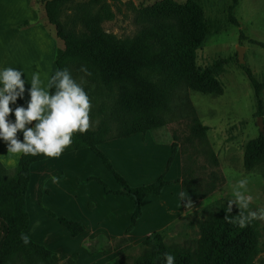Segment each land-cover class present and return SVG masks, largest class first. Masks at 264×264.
<instances>
[{"label": "rangeland", "instance_id": "1", "mask_svg": "<svg viewBox=\"0 0 264 264\" xmlns=\"http://www.w3.org/2000/svg\"><path fill=\"white\" fill-rule=\"evenodd\" d=\"M18 1L0 0V8H13ZM76 1L73 0L63 6L60 21L67 24V27L74 25L75 31L80 35L85 31L83 23L74 16L71 9ZM107 2L111 4L114 16L111 20L104 21L101 28L105 34L120 40L134 37L140 24H148L155 16L169 15L174 22L187 24L184 22L187 9L196 8L206 31L202 44L194 50L195 63L206 67L214 61H221L222 68L217 80L222 92L202 93L188 87L177 90L170 110L166 113L165 124L144 134L138 133V137L128 141L129 145L135 147L128 153L121 154L122 161L114 158L116 151L113 152L104 146L99 147L112 157L117 171L124 174L127 169L126 174L131 185H141L153 181L164 171L171 143H176L177 152L164 175L169 184L159 195H149L143 199V220L139 228L140 231L146 230L144 235L134 236L133 231L125 233V224L129 222L132 213L131 201L123 194L103 192L102 186L94 178L101 179L111 190L119 187L100 160L87 148L82 149L81 153H73L81 156L79 160L68 159V163L63 164V172L58 176V183H53L52 178L44 182L49 189L46 195L42 194L44 184L40 186H37L38 183L29 184L27 210L30 222L25 232L32 236L35 233L49 235L44 240L48 244L52 243L55 248V251L50 249L54 253L52 264H62L67 260H73V264H134L135 259L145 248L143 241L156 230L162 232L163 240L168 245L192 246L198 237L199 223L214 213L221 202L228 205L229 201L235 199L233 191L242 179L248 181L245 195L253 197L250 210L264 208V165L259 164L250 170L243 166L245 148L262 129L264 116H254L253 90L237 61V47L242 46L243 63L251 68L258 79H264V46L250 41L253 39L264 42V0H238L232 11L238 20L237 25L233 24L228 16L231 0H107ZM34 3L39 7L38 21L43 23L40 25L44 26L54 40L55 54L56 49L63 47V43L56 37L54 26L43 20L41 0ZM37 25L39 24H0V32L12 34L20 32L24 27ZM240 32L244 38L240 37ZM10 37L12 36H7L0 42V68H15L13 63L17 44L10 40ZM30 40L24 41V47L28 43L27 47L36 51L34 54L33 49L32 52L27 50L28 54L25 57L27 62H32V70L27 76L31 88L32 75L38 72L43 81L40 70L47 74L48 68L44 67L47 54L41 53L42 46ZM37 42L46 44L43 41ZM53 64L50 65L51 68ZM75 81L83 89L90 86L92 105L90 128H94L102 118L101 114H107L109 117L108 112L118 92L116 89L109 91L98 83H89L84 76H76ZM188 104L193 106L198 119L205 126L208 147L217 160L216 164L207 160L201 151L202 147L206 146L195 140L194 145L200 150L197 152L199 157L196 175L204 177L215 171L218 183L206 197L185 208L179 193L184 158L181 152H185L184 149L188 152L187 147H190L187 142L183 144L189 133ZM137 138H142L148 147L139 144ZM1 142L5 143L7 148L6 142L3 140ZM3 143L0 147L4 146ZM166 146L167 150L164 148ZM164 151H167L166 154ZM70 156L72 154H69L68 158H71ZM137 168L146 169L138 179L135 178L138 174L134 171ZM88 177L93 179L87 180ZM47 210L79 221L83 231L72 237L55 217L47 215ZM259 221L264 225V220ZM61 243L67 244V253L61 252ZM259 243L260 252L256 262L264 264V228L261 230Z\"/></svg>", "mask_w": 264, "mask_h": 264}, {"label": "trees", "instance_id": "2", "mask_svg": "<svg viewBox=\"0 0 264 264\" xmlns=\"http://www.w3.org/2000/svg\"><path fill=\"white\" fill-rule=\"evenodd\" d=\"M72 1L41 0L43 20L54 26L56 37L63 43V47L55 51V70L50 78L57 70L67 68L74 80L76 76H84L89 83H98L109 91L116 89L118 94L108 112L109 117L101 114L102 118L94 128H90L87 133H75L72 145L63 153L88 148L100 160L119 187L111 190L101 179L94 178L102 186L103 192L123 194L131 201L132 213L125 231L128 234L142 215L143 199L149 195H159L169 184L164 175L174 160L177 145L171 143L164 171L153 181L141 185H131L99 145L111 138L144 134L164 125L173 97L181 88L220 94L222 89L217 76L222 64L221 61H214L210 66L201 67L195 63L194 50L202 44L206 30L204 24H201L200 13L194 7L186 11L184 22L187 24H178L169 15L155 16L148 24H140L134 37L120 40L105 34L101 28L104 21L114 16L107 0H77L74 3L71 7L73 14L85 29L80 35L74 25L67 27V24L62 23L60 14L63 6ZM237 4L238 0H231L228 7V16L235 25L238 20L232 11ZM27 23L25 21L23 24ZM239 35L244 38L242 32ZM250 41L264 46V42ZM239 65L253 90L254 116H264V79H258L247 64ZM82 67H86L91 75L82 72ZM89 87H85L84 91L91 102ZM49 91L54 92V89ZM187 108L189 133L183 144L187 142L190 147H187L188 152L185 149V152H181L184 158L179 193L185 208L206 197L218 183L215 171L204 177L196 175L197 152L200 150L195 147V140L206 146L201 151L207 160L212 164H216L217 160L208 147L205 126L198 119L193 106L188 104ZM17 136L23 142V134L19 132ZM46 158L49 157L42 154H20L12 172L0 161V218L6 224V235L0 244V264L53 262V252L43 244L35 243L25 232L29 225L26 193L30 182V167ZM259 164L264 165V119L262 129L247 144L243 156L246 170ZM90 179L93 178H87ZM227 208V203L221 202L214 213L199 223L198 237L192 246L168 245L161 231L151 232L143 241L145 248L134 264H166L165 254L175 257L174 264H261L256 262V258L260 252L259 237L264 225L256 219L241 228L230 222V219L236 218L242 209L233 208L231 213H227ZM46 213L55 217L72 237L83 231L82 224L77 220L56 215L51 210ZM22 234L29 238L27 245L21 239ZM73 263V260H67L62 264Z\"/></svg>", "mask_w": 264, "mask_h": 264}, {"label": "clouds", "instance_id": "3", "mask_svg": "<svg viewBox=\"0 0 264 264\" xmlns=\"http://www.w3.org/2000/svg\"><path fill=\"white\" fill-rule=\"evenodd\" d=\"M81 71L91 75L86 67H82ZM23 76V71L10 67L0 71V140L6 142L7 152L12 154H42L49 158H58L72 145L75 133L83 134L90 130V98L67 68L57 70L48 81L47 89H54V92L42 87L40 74L36 72L32 75L27 108L16 107L15 122H11L9 116L13 109L10 105L15 104L25 94L26 82L22 79ZM33 122H36L34 127H27ZM19 132L23 133V142L18 139ZM52 182L58 183L59 178L53 176ZM247 183L246 179L238 182L233 191L235 199L229 201L227 208V213H231L234 206L242 209L236 218L230 219V222L241 228L253 220H264V208L257 211L249 208L253 197L245 195ZM21 239L26 245L29 243V238L23 234ZM165 260L166 264H174L175 257L165 254Z\"/></svg>", "mask_w": 264, "mask_h": 264}, {"label": "crops", "instance_id": "4", "mask_svg": "<svg viewBox=\"0 0 264 264\" xmlns=\"http://www.w3.org/2000/svg\"><path fill=\"white\" fill-rule=\"evenodd\" d=\"M34 1L36 2V0H19L17 4L15 3L13 8H7V9H5V7L0 8V24H23L25 21L30 22L27 24H39L37 26L24 27V28H22L23 30H21L20 32H13L12 33L13 35L0 32V42H3L7 38V36H12V37H10V40L12 39V41H15V43L17 44L15 46L16 47V56L14 59L13 66L15 67L14 69H17L19 71H23L24 76L22 77V79L25 80V78H26V80H25V82H26L25 83V94H24L23 98H18V100L16 101L15 104L10 105V107L13 109V113L10 115V121L11 122H15V116H14L15 108L19 107V106H23V107L27 108L28 102L30 100V96H29L30 86L28 85L27 76L30 75V72L32 70V67H31L32 62H27V59L25 57H27V54H28L27 50L32 52L33 48L27 47L28 43H26L27 48L24 47V41L29 42V40L31 39L33 41V43L36 42L39 46H42L43 49H41V51H42L41 53L47 54V59H46L47 61H46V64L44 65V67L48 68V72L46 74V72L44 70H40V71H42L41 77H42V79H44L42 81V87H45L46 90H48L47 84H48V81L50 79V76L55 70L54 64L52 63V59H54V50L56 48L55 43H54L52 36L47 33L44 26L40 25L43 23L38 21V18H39V9L38 8L39 7L36 5V3H34ZM36 20L38 21V23ZM13 30L16 31L15 29H13ZM37 41H43L46 44H43L40 42L38 43ZM33 50H34V54H35L36 51H35V49H33ZM49 61H51V63H49ZM51 64H53L52 68L50 66ZM4 69L5 68H0V71H2ZM0 87H2V84H0ZM35 123L36 122H33V124H31V125H27V127H34ZM133 137H138V136H137V134H133V135L125 136V137H116L113 139H108V140L102 142L99 145V147L104 146V147L111 149L113 152L116 151L114 158H116L117 160L118 159L121 160L120 156L122 153H128L132 147H135L134 145H129V143H128V141H130ZM1 141L2 140H0V144L3 143ZM138 141H139V144H141V145H145L144 143H146L142 140V138H139ZM3 145H4L3 147H0V161L2 162V164L7 169H14L18 163V159H19L20 154H12V153L7 152V148L5 146V143H3ZM136 146H138V145H136ZM145 146H147V145H145ZM164 148H166V150H167V146ZM82 149H84V148H82ZM82 149L63 153L58 158H46V159H43L41 161H37V162L33 163L30 167V182H29V184L31 185V183H34V184L38 183L37 186H40L41 184L43 185L46 180L51 179L53 176L58 177L60 175V173L63 172L62 171L63 164L68 163V159H73V158H76V160L80 159L81 156H79L78 154L74 155L73 153H78V152L81 153ZM134 152H136V151H134ZM166 152L167 151H164V154H166ZM69 154H72V156H70L71 158H68ZM109 158L111 159V161L114 165L112 157H109ZM114 167L116 168L115 165H114ZM152 169H153V167H152ZM78 170H80L79 167H78ZM143 170H146V169L144 168ZM143 170L141 168L140 169L137 168L134 170L138 174L135 177L136 179H138L141 175H143ZM126 172H127V169L124 171L125 175L121 172L120 173L129 182V179H128ZM28 187H29V185H28ZM43 188L44 189L42 191V194L46 195L49 192V189L46 188L45 184L43 185ZM27 195H28V189H27V193H26V207H27ZM40 195H41V193H40ZM142 220H143V211H142L141 217L136 221L133 229L131 230V231H133L132 234L134 236L135 235L140 236V235L146 234V232H145L146 230L140 231V228H139ZM29 222H30V216H29ZM129 223H130V220L127 224L129 225ZM127 224H125L126 228L128 227ZM126 228H125V231H126ZM26 234L29 237H31L35 242H37L39 244H43L48 249L55 251L53 244L52 243L48 244V242L46 243V240H44L46 238V236H49L47 233H43L41 235L39 233H35V235H33V236H32V234L30 235L27 232H26ZM5 235H6V224L0 218V244L3 241ZM65 237H67V236H65ZM60 249H61L62 253H67L66 252L67 251V244L61 243ZM53 255H54V253H53Z\"/></svg>", "mask_w": 264, "mask_h": 264}, {"label": "water", "instance_id": "5", "mask_svg": "<svg viewBox=\"0 0 264 264\" xmlns=\"http://www.w3.org/2000/svg\"><path fill=\"white\" fill-rule=\"evenodd\" d=\"M237 59L240 64H243V47L242 46L237 47Z\"/></svg>", "mask_w": 264, "mask_h": 264}]
</instances>
